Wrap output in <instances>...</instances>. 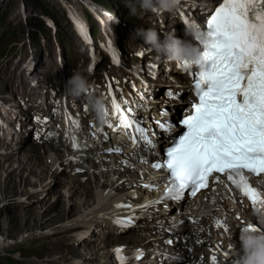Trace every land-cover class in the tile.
<instances>
[{"label": "snow or ice", "instance_id": "snow-or-ice-1", "mask_svg": "<svg viewBox=\"0 0 264 264\" xmlns=\"http://www.w3.org/2000/svg\"><path fill=\"white\" fill-rule=\"evenodd\" d=\"M191 27L196 32L201 58L177 61V67L192 77L190 91L195 97L189 101L190 108L183 118L178 123L170 119L156 121L160 130L157 137L151 126L143 127L133 110L122 108L113 96L112 115L117 123L113 126L108 121L107 109L103 122L114 131L123 129L126 135L131 130L133 148L142 145L160 156L150 167L164 173V188L156 200L138 206L141 210L162 200L179 202L186 195L196 197L201 190L209 188L210 181L223 183L221 177L239 189L250 207L264 210V193L250 183L252 177L264 175V0H221L208 15L206 27L195 22ZM108 51L112 53L113 63H119L111 42ZM109 94H112L111 85ZM166 95L179 97L180 93L169 90ZM142 107L136 104L137 111ZM160 115L166 117L169 113L162 110ZM72 124L79 128L77 121L73 120ZM157 138L168 145L162 153L155 151ZM72 140L73 148H79L74 135ZM120 150L118 147L107 149ZM145 187L156 186L146 184ZM116 207L134 210L130 204ZM135 219L130 215L115 218L114 223L127 228ZM215 225L228 231L220 220ZM247 228L260 231L252 222ZM166 243L171 245L174 241ZM112 251L119 264H133L144 254L142 249L130 250L123 246ZM223 255L229 259L228 252ZM210 259L212 264H217L215 255Z\"/></svg>", "mask_w": 264, "mask_h": 264}, {"label": "rangeland", "instance_id": "rangeland-1", "mask_svg": "<svg viewBox=\"0 0 264 264\" xmlns=\"http://www.w3.org/2000/svg\"><path fill=\"white\" fill-rule=\"evenodd\" d=\"M40 1L45 5H49L46 7V15H49L54 20L56 24V34L59 35V39L55 37V33L52 34V27H49L51 32L48 28L44 29L43 33L40 32V27H46L41 21H39L41 18L40 16L45 13L38 7V0H0V95H3L7 99H11L14 104H18V101L27 104L36 101L41 97L47 99V101H52L55 104L60 102L63 98L62 92L56 93V91L60 88H65L67 79L72 76L74 72H78L86 78L89 85L88 89L92 90L93 95L101 96L100 93H97V91L103 93L101 73L108 72L109 74H114L116 76L117 70V72H125L122 73L121 76L128 78L131 70L140 69L142 60H144L143 56L147 53L146 50L151 48L149 45L145 44L142 39L136 36L134 30H140L143 26L144 29H154L158 33L160 39H162L163 32L170 31L173 27V25L168 24L173 23L174 19L171 20L166 16H151L147 11H142V8L139 7H136L135 14L130 13L128 9H123L120 17V25L121 28L124 29L122 35L118 36L115 32L113 35L108 33V36L112 38L120 55L125 59L124 62L115 65L107 52L100 46L98 48L95 45L91 54L85 52V43L77 37L73 31L71 20L66 17L63 10L64 6L60 3V0ZM122 1L126 6H129L130 4L137 6V3L139 2V0ZM69 2L70 5H68V7L70 8H84L80 0H69ZM114 3L117 5V0ZM96 37L98 42H101L102 39H104V35L101 33H98ZM137 53H143V55H137ZM31 55L34 57L33 60L35 58L38 59V63L32 70L38 72V75L35 77L37 81L35 84H33L34 81L32 84L28 83V80H30L29 73L32 71L29 72L27 70V64H29V58ZM107 63H109V67L106 65ZM129 83L128 80L119 85H128ZM84 97V94L71 96L66 101L71 105H76L77 102L85 99ZM92 97L93 96H91V98ZM24 145L25 150L27 151L23 152V154L16 153L10 156L0 153V169L3 170H0V174L2 175V177L0 176V206H2L0 210V246H7L11 249L13 248L11 246L13 243L12 241L22 238L15 243L16 248L14 250L18 249L19 252L15 251L12 254L6 253L2 255L3 253L0 251V264H51L54 262L52 259L58 257H61V259L63 258L61 260L62 262H66L64 255L66 254L65 251L68 250L60 246L58 237L54 234H50L51 231H49V229L54 223L69 219L70 217H73V215L75 216L84 210L85 206H89L85 204L91 202V196L88 193L84 196V200H82L81 196V198L75 199L77 202L72 201L68 203V194L73 188L69 190L68 187L65 191L64 182L69 180L65 177L61 182L56 180L51 184L46 190L47 194L44 198L39 199V197H35V201L28 202L27 200L33 197L32 195H29L31 188L33 187L32 185H39L40 181H43L45 171L42 170V174H40L41 176L38 172L39 167L43 164L42 162H44L42 155L47 147L32 145L28 143V141H26ZM34 146L38 147L33 155V152L30 153L28 150H32ZM5 162L6 164L4 166ZM9 162L12 164L11 166ZM29 173L31 174L29 175ZM8 174L9 176H7ZM22 174L26 176H23ZM35 176L38 177L35 178ZM27 177L32 181H29ZM12 178L15 180V183ZM98 182H100V180ZM81 185L83 184H80L78 186L79 188L76 187L75 190L77 191V189H81ZM55 191H61L63 195L65 192L66 196V198L62 196L65 202L60 201V206L57 205L56 207V198L60 192L56 193ZM18 195H20V198L17 200L15 197ZM39 196H42V194ZM22 197L27 199L24 200L23 203L19 201ZM78 201H81L82 205L79 204ZM24 208L25 210H23ZM75 210L77 212H74ZM70 211L71 213L73 212V215ZM61 214H63V217ZM64 215H66L67 218ZM46 220L49 221L47 222ZM5 237L7 239L11 237L14 240L7 241ZM131 237L132 238H130L131 240L129 242H135L138 240V237L135 235ZM93 251H95V247L93 248L90 245L85 246L86 257L88 256V252L94 256L96 251ZM33 254L38 256L39 259H31L34 258V256H31ZM8 255H11L12 258ZM57 255L58 257H56ZM74 255H80L78 254L77 249L74 250ZM23 256L27 257L23 258ZM45 259L51 261L49 262Z\"/></svg>", "mask_w": 264, "mask_h": 264}, {"label": "clouds", "instance_id": "clouds-1", "mask_svg": "<svg viewBox=\"0 0 264 264\" xmlns=\"http://www.w3.org/2000/svg\"><path fill=\"white\" fill-rule=\"evenodd\" d=\"M177 0H139V6L145 11H170ZM130 12L135 14L136 6L129 5ZM136 36L149 45L155 52L163 55L170 61L197 60L201 58L200 48L187 39L177 37L174 32L164 36L161 40L154 29L134 30ZM89 87L86 78L74 72L66 81L65 90L71 96L81 95ZM90 102L96 112L97 118L103 120L106 106L100 97L91 98ZM257 223L260 231H252L247 224L239 232L240 248L236 242L232 243L235 257L232 264H264V210L255 209Z\"/></svg>", "mask_w": 264, "mask_h": 264}, {"label": "bare ground", "instance_id": "bare-ground-1", "mask_svg": "<svg viewBox=\"0 0 264 264\" xmlns=\"http://www.w3.org/2000/svg\"><path fill=\"white\" fill-rule=\"evenodd\" d=\"M204 1H208V0H204ZM179 2H181V3H184V4H186V5H188L189 7H193V6H195L196 8H205V6L203 5V3H196V4H192L189 0H179ZM74 15H72V16H77V14L79 13V10H77V11H74ZM156 13V12H155ZM106 14V13H105ZM107 15V14H106ZM100 18H101V21L102 20H104L105 21V19H104V17H102V15L100 16ZM107 23L109 22V21H106ZM82 23H83V21H82ZM80 24H81V21H75V27L77 28V30H79L80 29ZM81 37L84 39V40H86V38L85 37H87V35L85 34V35H81ZM110 42H108V44H109ZM111 46H112V43H111ZM113 48V47H112ZM113 49H115V48H113ZM115 52H116V57L118 58L119 56H118V54H117V51H116V49H115ZM110 53V56L112 57V53L111 52H109ZM41 65V64H40ZM31 69H34V66H33V63H32V68ZM148 69L149 70H153V68H151V67H148ZM10 73V72H9ZM139 76V79L137 78ZM9 78V77H8ZM128 78H129V80H130V82H131V86L132 87H134V85L135 84H137V83H139V82H142V81H147V79L149 78V77H145V78H142V76H140V75H138V73H133L132 75H130V76H128ZM147 91V88L145 89V92ZM62 92H63V94H64V97H65V99H66V97L69 95L67 92H66V90L64 89V90H62ZM3 94V93H2ZM86 99H88L87 97H85ZM168 104V103H167ZM91 110H94V108H93V106L91 105ZM94 112H95V110H94ZM65 131H67V130H65ZM22 149V146H19L17 149H16V151H15V153L17 152V151H20ZM40 149V148H39ZM38 150V149H37ZM25 151H27V150H25ZM30 153H32L33 152V155H34V153H35V151H36V147H34L32 150H28ZM40 151V150H39ZM9 155H11L12 156V153L9 151V152H7ZM27 155H28V152H27ZM22 156V155H21ZM38 156V155H37ZM9 157V156H8ZM29 157V156H28ZM30 158V157H29ZM32 158H33V156H32ZM24 159V158H23ZM22 159V160H23ZM40 159V158H39ZM21 160V159H20ZM29 160V159H28ZM44 160V159H43ZM89 160V157H85L84 159H83V161H88ZM8 161V160H7ZM24 161V160H23ZM22 161V162H23ZM26 161V160H25ZM42 161V160H41ZM10 163V162H9ZM18 163V162H17ZM43 163V162H42ZM5 164H6V162L4 163V166H5ZM12 164L10 163V166H11ZM15 165H17V164H15ZM27 165V164H26ZM30 165V164H29ZM33 165V164H32ZM3 166V165H2ZM1 166V167H2ZM9 166V167H10ZM24 166V165H23ZM38 166H39V164H38ZM25 168V167H24ZM24 168H22V169H24ZM28 168V167H27ZM95 168H97V166L95 167ZM3 169V168H2ZM89 169V168H88ZM1 170V169H0ZM6 170V169H5ZM12 170V169H11ZM15 170V169H14ZM27 170V169H26ZM1 171H3V170H1ZM8 171V170H7ZM7 171H5V172H7ZM20 171V170H19ZM24 171V170H23ZM35 171V170H34ZM15 172V171H14ZM28 172V171H27ZM24 173V172H23ZM34 173V172H33ZM33 173H32V175H33ZM89 173H92V170H90L89 171ZM2 174H4V173H2ZM31 173H29V175H30ZM42 174V173H41ZM86 173H83V174H79V175H76L77 177H81V176H83V175H85ZM23 175V174H22ZM28 175V174H27ZM37 175V174H36ZM44 175V174H43ZM0 176L2 177V175L0 174ZM4 176V175H3ZM7 176H9V174L7 175ZM6 176V177H7ZM18 176V175H17ZM23 176H26V175H23ZM41 176V175H40ZM39 176V177H40ZM95 175H90V181L89 182H86V183H84L83 185H81V189H77V191L75 190V188L76 187H78V185L77 184H74L73 182H72V180H73V178H68L67 177V175H64L63 177H67L69 180L68 181H66V182H64V189H65V191H66V189L69 187V190L71 189V188H73V190L72 191H70V193L68 194V199H69V201H68V203L69 202H72V201H75V199H77V196L78 195H80V196H85L86 194H90V196L92 197V195H93V192H92V189H91V187H92V178L94 177ZM98 176H100V177H102V179L104 180V181H109L110 180V182H111V184L113 183V182H115V181H117V180H119L120 178H122V177H124V176H127L128 177V179H132L133 178V173L132 172H123V173H119L118 174V177L114 180V181H112L111 179H112V175H110V174H107V173H101L100 175H98ZM30 177V176H29ZM38 177V176H37ZM36 176H35V178H37ZM45 177H46V175H44V178H43V180L45 179ZM10 178H11V176H10ZM25 178V177H24ZM23 178V179H24ZM28 178V177H27ZM27 178H26V180H27ZM31 178V177H30ZM30 178H28V180L29 181H32V180H30ZM34 178V179H35ZM41 178V177H40ZM2 179V178H1ZM6 179V178H5ZM15 179V178H14ZM31 179H33V178H31ZM12 180H13V178H12ZM17 180V179H16ZM4 181V180H3ZM99 181V180H98ZM97 181V183H96V185L98 186V188H99V190L103 187L104 188V186H102V185H100L99 184V182ZM12 182V181H11ZM13 182L15 183V180H13ZM23 182V181H22ZM34 182V181H33ZM41 182V181H40ZM18 183V182H17ZM25 183V182H24ZM27 183V182H26ZM59 183V182H58ZM4 184V183H3ZM2 184V185H3ZM7 184V183H6ZM36 184V183H35ZM62 184V183H61ZM26 185V184H25ZM120 185H123V183L121 182L120 183ZM31 186V185H30ZM32 186H35V185H32ZM58 186V185H57ZM10 187V186H9ZM13 187V186H12ZM17 187V186H16ZM23 187V186H22ZM21 187V188H22ZM26 187V186H25ZM24 188V187H23ZM79 188V187H78ZM20 190V189H19ZM22 190V189H21ZM55 190V189H54ZM95 190V189H94ZM27 192H29V191H27ZM56 193L58 192V191H55ZM60 192V193H59ZM58 193V195H57V198H56V200H57V203L55 204V207L58 205V206H60L59 204V202L60 201H64L65 202V200H63V197H65L66 198V196H65V192H64V195L62 194V192L61 191H59ZM3 193V192H2ZM26 193V192H25ZM53 193V192H52ZM7 194V193H6ZM23 194H24V192H23ZM22 194V195H23ZM29 194V193H28ZM54 194V193H53ZM118 194V193H117ZM1 195V194H0ZM50 195V194H49ZM20 196V195H19ZM63 196V197H62ZM95 196H96V198H97V203L96 204H92L93 205V207L88 211V216H89V218L91 219V220H93V221H97V222H100L101 224L103 223L104 224V229L105 230H107V233L105 232V237H108L107 238V240H110L111 239V237H113V235H114V231H113V228L112 227H110V225H105V220L102 218V216L100 215V213L102 212V205L103 204H105V203H108L109 201H112V200H114V199H117L118 197H115V196H112V195H106V196H100V191H98L97 193H95ZM39 197V196H38ZM74 197V198H73ZM24 198V197H23ZM87 198V197H86ZM6 199V198H5ZM74 199V200H73ZM11 200V199H10ZM25 200V199H24ZM48 200V199H47ZM55 200V199H54ZM28 201V200H27ZM40 202V201H39ZM47 202V201H46ZM75 202H77V201H75ZM36 203V202H35ZM34 203V204H35ZM38 203V202H37ZM50 203V202H49ZM83 203V202H82ZM86 203V202H85ZM47 204V203H46ZM62 204V203H61ZM72 204V203H71ZM37 205V204H36ZM35 205V206H36ZM77 205V204H76ZM82 205V204H81ZM41 206V205H40ZM49 206V205H48ZM63 206V205H62ZM66 206V205H65ZM1 207L2 206H0V210H1ZM37 207V206H36ZM72 207H75V206H72ZM79 207V206H78ZM77 207V208H78ZM30 208V207H29ZM34 208V207H33ZM51 208V207H50ZM22 209V208H21ZM43 209V208H42ZM46 209V208H45ZM57 209V208H56ZM63 209V208H62ZM65 209V208H64ZM74 209V208H73ZM20 210V209H19ZM23 210H25V208L23 209ZM79 210H81V209H79ZM78 210V211H79ZM33 211V210H32ZM54 211V210H53ZM37 212V211H36ZM74 212H77L76 210L74 211ZM49 213V212H48ZM62 213V212H61ZM70 213H71V211H70ZM73 213V212H72ZM71 213V214H72ZM14 214V213H13ZM18 214V213H17ZM50 214V213H49ZM48 214V215H49ZM59 214V213H58ZM52 215V214H51ZM62 215V217H63V214H61ZM73 215V214H72ZM23 216V215H22ZM56 216V215H55ZM65 217H66V215H64ZM74 216V215H73ZM18 217V216H17ZM50 217V216H49ZM25 218V217H24ZM59 218V217H58ZM67 218V217H66ZM23 219V218H22ZM27 219V218H26ZM56 219V218H55ZM65 219V218H64ZM47 221V220H46ZM49 221V220H48ZM47 221V222H48ZM23 224V223H22ZM37 224V223H36ZM32 226V225H31ZM33 227V226H32ZM35 227V226H34ZM45 227V226H44ZM47 227V226H46ZM48 227H49V225H48ZM40 229V228H39ZM124 237H130V235H125ZM112 243H114V244H112V245H110V247H112V246H114V245H116V244H122V243H126L123 239H118V238H116V239H114L113 241H112ZM132 243H137L136 241L135 242H132ZM46 244V243H45ZM136 245H138V244H136ZM135 245V246H136ZM45 247V246H44ZM88 247V246H87ZM109 247V248H110ZM94 248V247H93ZM109 248L105 251V252H103L102 253V256H101V264H111V262H110V256H109ZM49 249V248H48ZM57 249V248H56ZM88 249H90V248H88ZM87 249V250H88ZM86 250V251H87ZM93 250V249H92ZM65 252H67V251H65ZM64 252V253H65ZM93 252H95V251H93ZM56 253H60V252H56ZM63 253V254H64ZM44 254V253H43ZM79 254V253H78ZM51 255V254H50ZM60 255V254H59ZM52 256H53V253H52ZM60 256H62V255H60ZM65 256V255H64ZM56 257H58V255L56 256ZM60 258V260H62L61 259V257H58V258H55V259H52V261H55V260H57V259H59ZM65 258V257H64ZM51 261V260H50ZM49 261V262H50ZM48 262V263H49ZM71 264H77V263H71Z\"/></svg>", "mask_w": 264, "mask_h": 264}]
</instances>
